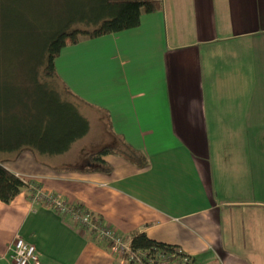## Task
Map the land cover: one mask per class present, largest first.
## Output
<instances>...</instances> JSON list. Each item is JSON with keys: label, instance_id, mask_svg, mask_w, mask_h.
I'll return each mask as SVG.
<instances>
[{"label": "crops", "instance_id": "obj_1", "mask_svg": "<svg viewBox=\"0 0 264 264\" xmlns=\"http://www.w3.org/2000/svg\"><path fill=\"white\" fill-rule=\"evenodd\" d=\"M162 2L139 25L55 58L61 79L101 113L103 141L82 144L89 119L88 132L48 161L25 150L3 164L116 232L180 246L196 264H264V0ZM124 142L147 164L108 153L110 172L85 170L91 151ZM29 194L0 199V264H11L18 234L40 264H128Z\"/></svg>", "mask_w": 264, "mask_h": 264}, {"label": "trees", "instance_id": "obj_2", "mask_svg": "<svg viewBox=\"0 0 264 264\" xmlns=\"http://www.w3.org/2000/svg\"><path fill=\"white\" fill-rule=\"evenodd\" d=\"M57 1V6L49 8L47 0H0V199L4 202L24 189L32 199V184L38 185L9 170L5 160L17 158L24 150L36 157L63 153L89 130L90 121L79 108L88 102L61 79L55 66L62 47L135 27L142 13L163 7L162 0ZM25 36L31 42L19 46ZM108 125H112L110 120ZM123 144L121 148L103 145L91 151L85 170L110 172L111 164L103 158L108 153L122 155L137 166L147 164L146 154L127 142ZM72 206L76 212L91 214L80 202ZM92 222L104 225L102 217L94 213ZM100 234L93 225L90 238L110 248L112 239ZM120 235L124 241L129 238V249L115 254L128 264H132L130 255L140 264H195L180 246L153 238L144 230Z\"/></svg>", "mask_w": 264, "mask_h": 264}, {"label": "built area", "instance_id": "obj_3", "mask_svg": "<svg viewBox=\"0 0 264 264\" xmlns=\"http://www.w3.org/2000/svg\"><path fill=\"white\" fill-rule=\"evenodd\" d=\"M32 200L40 201L53 208L57 212L68 213L71 215V219L78 220L85 231L91 230L93 225L101 231V238H110L113 241V245L117 247V250L122 254V247L124 246V240L119 236H114L113 231L107 228L105 225L99 223V225L92 222L91 214L88 212L79 213L76 212L72 204H68L65 199L61 198L57 193L53 191L43 190L41 187L32 184ZM106 227V228H105ZM112 232H111V231ZM129 249V245L127 250ZM6 259V256H0ZM11 260V264H39V259L35 254L34 243L28 241L22 235L18 234L15 236L13 241L8 244V257ZM132 255L129 256V260L132 264H140ZM184 262V260H183Z\"/></svg>", "mask_w": 264, "mask_h": 264}, {"label": "rangeland", "instance_id": "obj_4", "mask_svg": "<svg viewBox=\"0 0 264 264\" xmlns=\"http://www.w3.org/2000/svg\"><path fill=\"white\" fill-rule=\"evenodd\" d=\"M65 2H66V0H65ZM62 3H63V0H62ZM58 5V1L57 0H47V2H46V6L47 7H49V8H53L54 6H57ZM35 11H33V12H31V14H33ZM65 17H66V12H65ZM80 26H84L83 24L82 25H80ZM21 37H23V36H21ZM255 40V37H251V36H249L248 37V41L249 42H252V41H254ZM256 41V40H255ZM30 43L31 41H30V37L29 36H25V39H21V41L19 42V46L20 45H24V44H26V43ZM248 44H250V43H248ZM90 104H87V103H83L79 108H80V111H81V113L84 115V116H86L88 119H90L91 120V123H92V130L90 131V133H89V135H87V137H85V139H82V141L81 142H83L82 144L83 145H89V143L93 140V138L94 137H98L101 141H103V139H104V137H105V135H106V133H109V131H107L106 133L105 132H102L103 130H102V124H103V121H102V116H101V113L99 112V117L97 118L96 117V114H95V109H93L92 107H90L89 106ZM25 151V150H24ZM30 151V150H29ZM32 152V151H31ZM33 153V152H32ZM10 155H12V154H8V156H10ZM33 155L35 156V158H39V157H36V155L33 153ZM14 159V158H13ZM16 159V158H15ZM39 160H42V161H44V160H46V161H48L49 159L46 157V156H44V157H40L39 158ZM45 162V161H44ZM26 181V180H25ZM29 181V180H28ZM37 186H39V187H41L43 190H46V189H44L42 186H40V184H38ZM46 191H51V190H46ZM96 215H98V214H96ZM91 217H92V213H91ZM71 221H74L75 223L76 222H79L78 220H73V219H71ZM77 224V223H76ZM103 224L107 227V228H109V229H111L110 227H108L107 225H106V223H105V221L103 220ZM81 229H84V228H82V225L80 224V222H79V224H77ZM105 227V228H106ZM89 231H86L89 235H91V230L90 229H88ZM112 230V229H111ZM110 230V231H111ZM113 231V232H112ZM111 232L112 233H114L113 235L114 236H119V237H121V235L120 234H124V233H119V232H116V231H114V230H112ZM128 245H129V238H128V240L127 241H125L124 242V246L122 247V253H124L125 251H127V247H128ZM35 254H36V256H37V259H39V264H40V257H39V255H38V253H37V250H36V246H35ZM0 261H3L2 259H1V257H0ZM195 264H196V262H195Z\"/></svg>", "mask_w": 264, "mask_h": 264}, {"label": "bare ground", "instance_id": "obj_5", "mask_svg": "<svg viewBox=\"0 0 264 264\" xmlns=\"http://www.w3.org/2000/svg\"><path fill=\"white\" fill-rule=\"evenodd\" d=\"M106 249V248H105ZM106 250H108V251H112V252H115L116 250H117V247L115 246V245H111V247L110 248H108V249H106Z\"/></svg>", "mask_w": 264, "mask_h": 264}]
</instances>
